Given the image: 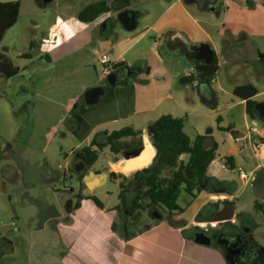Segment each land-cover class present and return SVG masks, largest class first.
<instances>
[{
	"label": "crops",
	"instance_id": "0c3cea01",
	"mask_svg": "<svg viewBox=\"0 0 264 264\" xmlns=\"http://www.w3.org/2000/svg\"><path fill=\"white\" fill-rule=\"evenodd\" d=\"M160 7L154 18L147 16L142 19V25L139 19L143 14L135 12L138 16L137 29L133 32L126 31L127 35L112 36L108 33L111 11L94 23H82L83 27L77 30L60 19L58 24L51 28L50 37L43 45L45 53H48L45 57L53 64L65 60L74 53L83 52L84 63H87L92 57L97 56L96 59L99 61L102 55H109L113 62L123 60L110 74L125 68L112 88L139 87L142 91L149 89L153 92L149 102L143 100L140 104L136 103V109L133 111L123 114L121 107H117L115 116L97 123L86 136V140H90V145L100 133L110 134L117 131L115 129L109 131L107 127L126 122L130 123V127L135 131L142 133L140 139L142 142L145 140L155 154L147 134L150 123L163 115L187 120L194 115L192 114L194 111H197V117H209L207 107H200L201 105L194 99H188L186 95H182L183 98L180 95L186 91L188 85L195 89L202 103L210 106L218 115L210 133L203 134L200 120L192 126L194 138L198 135L211 137L206 143L207 148H211L213 143L217 144V159L209 167L207 181L201 193L186 212L168 219L165 216L156 218V224L147 225L146 229L134 227V231L121 230L117 224L119 216L114 209L119 205L107 207L93 196L95 189L107 178L106 173L96 172L93 177L88 174L82 181L88 189L86 196L94 197L101 205L85 198L76 204L79 205L76 211H73L75 204L72 202L70 209L73 213L69 216L54 215L44 220L45 225L53 219L64 220L61 231L64 241V249L61 252L63 264H229L219 246L214 242L211 245L197 243L193 232L199 230L207 232L203 227L208 223L216 225L215 228L209 229L210 235L221 226L236 225V215H233L234 218L229 222L218 223L215 220L219 216L231 213L227 205L237 202L240 197L237 191L241 189L242 193L253 183L257 174L264 171V124L262 126L256 120L251 121L246 114V103L233 96L235 87L253 85L258 90L255 100L258 103L264 102V62L260 58V55L264 56V0H222L220 3V10H223L224 14L232 10L239 14L240 18L236 23L242 30V37L238 42L239 47L236 48L233 47L234 39L228 40L223 36L229 32L234 22L229 24L222 20L214 23L204 18L199 20L194 10L201 9L195 0H171ZM209 12L215 13V9ZM98 29H101L102 40L94 38V33ZM203 45H207L213 52L219 67L216 77L207 85H202L204 79L199 78L196 69H189L187 67L189 63H186V60L198 61L196 55ZM99 46L104 47L100 52L97 51ZM232 48L234 50L229 54L238 58L239 66L237 71H232L233 74L229 69L223 73L221 70L225 69L226 61L221 60L226 49ZM163 51L165 55L162 54ZM252 63L256 64V67L250 69ZM183 73H186L187 78L180 83L177 82ZM224 76H231L229 79L232 88L224 87L222 82ZM242 77H245L244 82H240ZM200 86V91L207 100L200 97L198 90ZM174 87L177 88L176 93H172ZM105 93L104 89L102 95ZM223 106L226 108L221 111L225 113L220 112ZM240 108L242 112L240 118H237L235 111ZM140 127H144L143 130ZM185 128L186 125L184 130ZM228 128L238 136L234 137L230 132L221 130ZM254 129L257 133L253 132ZM128 140L135 141L132 138ZM258 142L261 143L260 147H257ZM141 149L142 145L138 144L132 147L131 152H138ZM228 157L234 159L235 169L232 171L221 162L223 158ZM113 166L111 163L109 172L119 174ZM240 172L246 173L247 179H241ZM232 173L238 174L240 186L235 183ZM96 180L99 182L98 185L90 189L88 183ZM216 204L219 205L217 209L211 207ZM241 212L239 210L237 213ZM216 233L217 231L213 234ZM250 241L259 251L257 244ZM257 263L260 262L249 264Z\"/></svg>",
	"mask_w": 264,
	"mask_h": 264
},
{
	"label": "rangeland",
	"instance_id": "374dc122",
	"mask_svg": "<svg viewBox=\"0 0 264 264\" xmlns=\"http://www.w3.org/2000/svg\"><path fill=\"white\" fill-rule=\"evenodd\" d=\"M11 1L20 3V14L16 25L6 32L0 44V54L7 57L21 73L10 79L0 75V233L6 238L0 246V264H63L61 252L64 241L61 231L64 220L53 219L46 225L44 220L49 216L66 217L70 214V203H76L71 193L72 188L88 195L86 185L78 181L77 173L73 170L76 162L74 152L90 146V140H86V136L101 120L115 116L117 107H121L123 114H127L136 109V103L140 104L143 100L149 102L153 92L149 89L142 91L139 87L112 88L106 78H102L97 56L84 63L83 52H78L53 64L45 57L48 53H45L43 45L50 37L51 28L60 19L77 30L83 27L78 20L79 13L87 6L103 0H54L48 4L37 0H0ZM104 1H107L111 9L108 33L114 36L127 35L118 21L121 13L141 12L143 17L139 22L142 25V19L147 16L154 18L160 6L171 0ZM221 2L219 0L212 7L215 13L195 9V15L199 20L204 18L208 22H234L229 32L223 36L228 40L234 39L233 47H239L238 42L242 37V30L236 23L239 21V14L233 10L224 14L219 7ZM94 38L102 40L101 29L95 31ZM31 43L35 45L33 49L30 47ZM103 49L104 47H97L98 52ZM226 50L221 60L226 61V66L221 71L225 73L229 69L233 74L232 71H237L239 60L229 54L233 48ZM27 53L31 54V59L21 57ZM162 54L165 55L164 51ZM197 62L199 61L186 60L189 69H196ZM255 67L254 63L249 66L250 69ZM230 77H222L227 89L232 88ZM184 78H187L186 73L178 77L177 82L180 83ZM244 79L242 77L240 82H244ZM186 87V91L180 95L194 99L200 107L205 106L209 110L207 118L197 117V111H194L193 116L184 119L185 133L193 140V124L200 120L202 132L206 134L216 123L218 115L210 106L202 103L195 89L188 85ZM95 88H104L106 93L101 96L100 102L89 105L85 94ZM176 91L177 88L174 87L172 93ZM224 108L226 106L220 108L221 113ZM241 112V108L235 111L237 118H240ZM130 126V123L120 122L107 129L118 131ZM143 128L140 127L141 130ZM105 141V137L99 136V144ZM146 145V153L153 152L150 145ZM126 148H130L128 142L120 144L119 154L105 148L94 166L82 169L83 178L88 174L93 177L96 172L106 173L107 178L95 189L93 196L107 207L120 204V188L110 177L111 163L115 171L128 179L133 178L137 172L134 170L144 166L125 171L121 151ZM233 175L235 183L240 186L238 174ZM98 183L96 181L93 187ZM237 192L240 193L237 202L227 205L233 215H236V225L229 224L223 230L247 235L249 240L257 244L261 253V262L257 264H264V198H255L252 184L242 193L241 189ZM192 202L193 199L187 194L181 193L178 204L184 212ZM236 210L242 212L238 214ZM155 211L161 217L166 216L160 209ZM153 214L151 211L141 210L129 216V230L134 231V227L146 229L147 225L156 224ZM123 218L125 219L124 216ZM123 220L119 216L117 223L123 224Z\"/></svg>",
	"mask_w": 264,
	"mask_h": 264
},
{
	"label": "trees",
	"instance_id": "16d2710c",
	"mask_svg": "<svg viewBox=\"0 0 264 264\" xmlns=\"http://www.w3.org/2000/svg\"><path fill=\"white\" fill-rule=\"evenodd\" d=\"M21 5L19 2H0V44L8 30L16 25ZM111 9L107 1H100L87 6L78 15L79 22L91 24L101 16L110 13ZM209 11H214L211 7ZM33 49L34 43L30 44ZM22 58L31 59L30 53L24 54ZM264 62V56L260 55ZM196 73L199 78L206 80L208 84L216 77L219 72L216 57L210 64L199 61L196 64ZM21 73L18 67L13 66L11 61L0 54V75L10 79ZM258 90L253 85L237 86L233 90V96L246 103V114L251 121H255L254 108L258 104L255 97ZM185 120L175 118L171 115H163L147 127V134L151 145L155 150V157L152 163L145 169L137 171L134 176L143 172L147 176L149 183L145 192H140L138 197L132 201V210L160 209L167 218L183 213L184 210L179 206L178 200L182 192L191 199H196L201 193L202 187L207 181V173L211 164L217 159V144L213 143L211 148L206 147V143L211 140L210 136H196L193 140L185 133ZM230 132L234 137L238 134L232 129H221ZM98 136H105L103 144L98 143ZM142 133L135 131L131 127H126L112 133H100L94 138L91 145L74 154L82 158L88 167H92L98 161L105 148H110L115 154H119L117 143L125 139H140ZM223 165L229 170L235 169L232 157L223 158ZM113 181L121 179L119 187L124 190V182L128 180L125 175L111 173ZM124 181V182H123ZM119 198L125 206L127 202L126 192L121 191ZM80 201L83 197H79ZM99 206L97 199L91 197ZM145 199L148 203H145ZM79 205H77L78 208ZM260 207L259 205H256ZM217 209L219 205H212ZM6 238L0 233V246Z\"/></svg>",
	"mask_w": 264,
	"mask_h": 264
},
{
	"label": "flooded vegetation",
	"instance_id": "af4514ba",
	"mask_svg": "<svg viewBox=\"0 0 264 264\" xmlns=\"http://www.w3.org/2000/svg\"><path fill=\"white\" fill-rule=\"evenodd\" d=\"M123 72H122V74H123ZM106 80H107V78H106ZM122 142H128V144H130V148H126V149H123L121 151V154L123 157L126 154L132 153L131 152L132 147H134L135 145H138V144L142 145V139H135V141H131V140L129 141L128 139H125V140L120 141L116 144L119 152H120L119 146ZM74 157H75L76 162L74 164L73 170H74V172L77 173L78 181L80 183H82L83 171H84L82 169H88V166L86 165L85 161L82 158L77 157L75 154H74ZM116 181L118 182L117 184L119 186V183L122 180L119 179ZM148 186H149V183L147 180V176L143 172L139 173L137 176L133 175L132 179H128L127 181L124 182V186H123L124 190L120 189V193H121V191L126 192V198H127L126 203L127 204H125V206H124L122 204L120 198H119L120 204L118 207H116L114 209V211H116L117 215L120 216L121 221L124 219L123 216L125 217V219L123 220V222H124L123 224L117 223L119 225V227L121 228V230H125V231L129 230V225L127 223L128 217L131 215H135L136 213L141 211V210H136V211L132 210V201L136 197H138L140 192H145L148 189ZM71 193L73 194V198H75V200H76V203H74L75 205L73 207V211H76L78 209L76 204L78 202H80L79 197H83V199H85V198L91 199V196H86L83 192H81L80 190L78 191L77 189H74V188L71 189ZM120 193H119V195H120ZM119 195H118V197H119ZM83 199H81V201ZM146 200L147 199H145V203H148V202H146ZM71 204H72V202L69 205V213L70 214L73 213L72 209H70ZM142 211H144V210H142ZM145 211H151V213H154L153 215L155 218H157L158 215L160 216V218H162L161 215L155 211V209H148ZM69 215H67V216H69ZM164 215H166V214H164ZM179 215H180V213H179ZM121 216H122V218H121ZM223 229H224V227L218 229L217 233L212 234V235L209 234V228H208L207 232L194 231L193 237L195 239L196 235L198 233H201V232L205 233L207 235V237H210L212 239V242H214L217 246H219L221 248L225 257L229 259V261H228L229 264L230 263H232V264H249V263L255 262V261L261 262L262 256H261L260 251H258L256 246L248 239L247 235L240 233V232H229V231H225Z\"/></svg>",
	"mask_w": 264,
	"mask_h": 264
},
{
	"label": "water",
	"instance_id": "95a60500",
	"mask_svg": "<svg viewBox=\"0 0 264 264\" xmlns=\"http://www.w3.org/2000/svg\"><path fill=\"white\" fill-rule=\"evenodd\" d=\"M37 1L42 2L44 4H48L54 0H37ZM218 1L219 0H195V3L199 7V9L207 11V10H209V8L216 5ZM118 21L120 22V24L122 25L124 30L127 32H133L137 29L138 16L135 12L125 11V12L121 13L118 17ZM196 59L198 61H203L206 64H210L214 60V54L207 45H203L199 49V51L196 55ZM124 70H125V68H122L118 71L111 73L109 76H107V81L111 87L115 86V82H116L119 74H122V72ZM207 84L208 83L206 82V80L202 81V85H207ZM201 86L198 89L199 95L203 100H207L206 99L207 97H205V95H203L200 91ZM103 93H104L103 88H95V89L87 91L85 94L87 104L93 105V104L98 103L100 100V97ZM254 117H255L256 121H258L261 124H264V102L258 103L255 106ZM146 148H147L146 142H145V140H143L142 149L140 151L126 154L124 156L125 161H124L123 169L124 170H130V169H133L135 167H141V165H144V166H142V168H139V169L134 170V171H141V170L147 168L152 163V161L155 157V154L153 152L148 151L146 157L141 158V156L144 154ZM96 181H98V180H96ZM91 183H95V182L88 183V187H90ZM252 187H253V191H254V195H255L256 199L259 200V199L264 198V171H261L257 174L255 180L252 183ZM157 218L160 219V216L158 215ZM233 218H234V216H233V213L231 212V213H228L227 216H219L215 220V222H218V223L229 222ZM195 241L199 244H202V245H211V243H212V239L210 237H207V235L205 233H202V232L198 233L196 235ZM226 259H227V261H229L228 258H226ZM230 264H232V263H230Z\"/></svg>",
	"mask_w": 264,
	"mask_h": 264
},
{
	"label": "built area",
	"instance_id": "2783aa9c",
	"mask_svg": "<svg viewBox=\"0 0 264 264\" xmlns=\"http://www.w3.org/2000/svg\"><path fill=\"white\" fill-rule=\"evenodd\" d=\"M122 62L123 60L120 62H113L110 59L109 55H102L101 58L99 59V63L101 65V71H102V78H107L110 72L114 70L117 67V65L121 64ZM253 132L257 133V130L254 129ZM260 146H261V143L258 142L257 147H260ZM239 176L241 179H247V174L244 172H240ZM215 227H216L215 223H208L205 227H203V229L208 230V228L213 229Z\"/></svg>",
	"mask_w": 264,
	"mask_h": 264
},
{
	"label": "bare ground",
	"instance_id": "6f19581e",
	"mask_svg": "<svg viewBox=\"0 0 264 264\" xmlns=\"http://www.w3.org/2000/svg\"><path fill=\"white\" fill-rule=\"evenodd\" d=\"M146 155H147V153H146V150H145L144 155H142L141 158L146 157ZM141 166H142V165H141ZM135 168H136V167H135ZM125 171H126V170H125ZM91 185H92V186H91ZM93 185H94V183H91V184H90V187H93Z\"/></svg>",
	"mask_w": 264,
	"mask_h": 264
}]
</instances>
